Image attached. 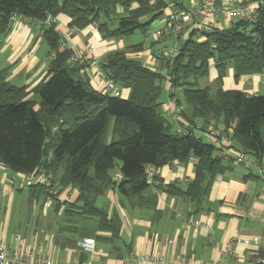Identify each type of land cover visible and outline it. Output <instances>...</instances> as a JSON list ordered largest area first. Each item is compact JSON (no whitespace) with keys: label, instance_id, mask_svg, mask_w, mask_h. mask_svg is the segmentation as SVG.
<instances>
[{"label":"trees","instance_id":"16d2710c","mask_svg":"<svg viewBox=\"0 0 264 264\" xmlns=\"http://www.w3.org/2000/svg\"><path fill=\"white\" fill-rule=\"evenodd\" d=\"M164 9L161 0H0V42L13 17H21L42 25L49 56L45 79L29 91L7 81L8 68L0 70V164L22 175L45 170L62 189L74 187L78 197L70 210L79 208L82 218L97 220L100 230L114 236L119 234L117 220H108L106 211L95 205L105 190L132 200L150 186L147 167L185 163L192 157L196 160L192 182L184 190L162 188L198 205L215 176L231 169V162L218 158L209 142L193 134L196 125L205 130L219 122L232 128L236 150L257 161L264 154V96L197 87L198 80L208 77L210 62L218 71L217 82L229 66L235 79L264 73V9L258 10L256 22L240 20L228 29L201 32L202 41L193 34L186 39L178 36L177 54L160 58L162 73L127 57L140 46L109 53L99 69L118 89H129L126 99L97 92L76 77L78 68L68 62L72 53L61 50L58 15L70 19L73 31L95 25L101 38L110 40L145 34ZM166 78L167 99L175 101L180 118L190 125L181 133L171 131L170 116L161 111ZM116 161L120 180L110 175ZM34 188L47 197L43 188ZM138 205L153 208L154 201Z\"/></svg>","mask_w":264,"mask_h":264},{"label":"crops","instance_id":"0c3cea01","mask_svg":"<svg viewBox=\"0 0 264 264\" xmlns=\"http://www.w3.org/2000/svg\"><path fill=\"white\" fill-rule=\"evenodd\" d=\"M231 1L238 5L248 0ZM170 2L172 9L181 12L199 6L201 0ZM225 2L217 0L216 4L220 6ZM168 13L165 8L145 34L136 32L125 38L104 40L94 25L73 31L69 28L70 19L64 15L55 18L56 31L62 39L61 50H69L78 59L72 64L78 68L76 77L86 80L93 90L104 93L105 79L99 64L109 53L140 46L138 52L127 53V57L139 61L152 72H161L160 53L177 44L178 36L186 39L193 34L202 41L205 37L201 32L224 30L233 24L222 15L216 18L197 16L184 22L179 34L174 35L167 24ZM41 26L17 18L0 42V70L8 68L7 81L26 88V91L45 79L47 74L49 56L42 41ZM161 28H165V34L159 39L154 38V31ZM131 37L134 38L131 40ZM217 78L218 71L210 62L208 77L198 80L205 81L200 88L207 87L212 93L220 87L247 96H264V73L235 79L229 66L220 82ZM162 85L161 111L168 117L167 85L164 82ZM119 90L121 98L129 96V89ZM169 121L171 131L175 133L190 126L183 118L169 117ZM208 129L223 135L233 134L232 128L225 129L219 122L211 123L203 131ZM195 161L191 157L185 163L176 162L174 167L157 168L155 179L148 181L149 188L132 200L122 198L113 189L98 196L95 205L106 211L108 220H117L118 236L100 230L97 220L82 218L77 213L79 208L70 210L69 205L78 197L74 187L63 188L64 196L58 207L35 186H25L27 175L12 173L0 165V242L11 249L19 245L26 254L47 256L56 263L119 264L131 255L159 259L161 264H219V250L228 242L248 240L250 244L247 246L235 245L234 255L225 264H264V258H252L264 250V154L258 161L252 159L249 166L233 165L230 170L216 175L198 205L183 196L170 195L162 188L173 185L176 190H184L194 179ZM110 175L114 180H120L119 164ZM151 200L154 201L153 208L138 205ZM16 237H19L18 243Z\"/></svg>","mask_w":264,"mask_h":264},{"label":"built area","instance_id":"2783aa9c","mask_svg":"<svg viewBox=\"0 0 264 264\" xmlns=\"http://www.w3.org/2000/svg\"><path fill=\"white\" fill-rule=\"evenodd\" d=\"M165 5V8L169 11L167 17V24L170 25V30L174 35H178L181 31V26L184 22L190 21L193 18L199 17H211L216 18L219 15L225 17L230 23L236 21L245 22H256L258 16V10L264 9V0H248L244 3L234 5L231 0H226L225 3L218 6L216 4L217 0H201L199 6L187 9L184 11H176L172 9L170 0H161ZM23 19L21 17H13L12 23L17 19ZM95 26V25H94ZM209 26V25H208ZM96 27V26H95ZM210 31V29L208 30ZM165 28L158 29L154 31L153 37L156 39L161 38L165 34ZM178 52V45L175 44L170 49H165L161 51L160 55L162 58L171 59ZM78 59L71 56L68 62L72 65L77 62ZM167 89H170L169 81L166 78ZM104 94L111 97L121 98L122 94L120 90L110 81L105 80ZM168 115L173 119L180 118V109L176 107L175 101L168 100ZM193 134L198 137H202L207 140L216 150L217 157L223 161L231 162L235 166H249L252 164V158L246 155L244 152L236 150L233 146L232 136L223 135L221 132L208 129L206 132L196 125L192 130ZM51 154L49 153V156ZM3 166L2 164H0ZM176 162H174L170 167H174ZM4 167V166H3ZM156 174V169L153 167L146 168V179L147 181H152ZM26 187L39 186L43 188L47 193V200L54 202L58 200L62 201V196H64V191L59 185V183L54 179L51 173L40 170L35 173L26 176ZM66 188V187H65ZM16 242H19V237H16ZM256 243V241H255ZM237 244H243L245 246L250 244L248 240H231L228 242L221 250H219V264H225L228 258L234 255V247ZM154 262L156 264H161L159 259L152 260L148 257L141 256H127L119 264H148ZM0 264H71L69 262L56 263L52 258L47 256H32L22 252L21 248L16 246L15 249H11L6 244L0 242Z\"/></svg>","mask_w":264,"mask_h":264},{"label":"water","instance_id":"95a60500","mask_svg":"<svg viewBox=\"0 0 264 264\" xmlns=\"http://www.w3.org/2000/svg\"><path fill=\"white\" fill-rule=\"evenodd\" d=\"M252 258L255 260H262L264 258V250H261L258 253L252 255Z\"/></svg>","mask_w":264,"mask_h":264},{"label":"rangeland","instance_id":"374dc122","mask_svg":"<svg viewBox=\"0 0 264 264\" xmlns=\"http://www.w3.org/2000/svg\"><path fill=\"white\" fill-rule=\"evenodd\" d=\"M134 37H131V40L133 39ZM202 84H205V81H198V84H197V87L200 88ZM116 164H119V162L116 161ZM58 221H60V219L58 218L57 219Z\"/></svg>","mask_w":264,"mask_h":264}]
</instances>
